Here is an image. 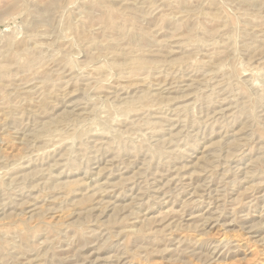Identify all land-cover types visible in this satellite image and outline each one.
I'll list each match as a JSON object with an SVG mask.
<instances>
[{
	"label": "rangeland",
	"instance_id": "obj_1",
	"mask_svg": "<svg viewBox=\"0 0 264 264\" xmlns=\"http://www.w3.org/2000/svg\"><path fill=\"white\" fill-rule=\"evenodd\" d=\"M0 264H264V0H0Z\"/></svg>",
	"mask_w": 264,
	"mask_h": 264
}]
</instances>
